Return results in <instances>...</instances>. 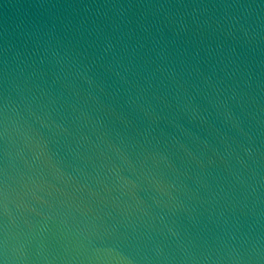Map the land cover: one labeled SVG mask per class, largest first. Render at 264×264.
Masks as SVG:
<instances>
[{
    "label": "water",
    "instance_id": "95a60500",
    "mask_svg": "<svg viewBox=\"0 0 264 264\" xmlns=\"http://www.w3.org/2000/svg\"><path fill=\"white\" fill-rule=\"evenodd\" d=\"M264 264V0H0V259Z\"/></svg>",
    "mask_w": 264,
    "mask_h": 264
},
{
    "label": "clouds",
    "instance_id": "9594fccd",
    "mask_svg": "<svg viewBox=\"0 0 264 264\" xmlns=\"http://www.w3.org/2000/svg\"><path fill=\"white\" fill-rule=\"evenodd\" d=\"M7 260H8V258H7V255L5 254V257H4V262H3V264H7Z\"/></svg>",
    "mask_w": 264,
    "mask_h": 264
},
{
    "label": "snow or ice",
    "instance_id": "6c2138e0",
    "mask_svg": "<svg viewBox=\"0 0 264 264\" xmlns=\"http://www.w3.org/2000/svg\"><path fill=\"white\" fill-rule=\"evenodd\" d=\"M3 262H4V258L0 259V264H3Z\"/></svg>",
    "mask_w": 264,
    "mask_h": 264
}]
</instances>
